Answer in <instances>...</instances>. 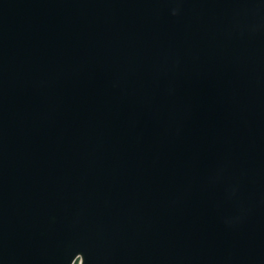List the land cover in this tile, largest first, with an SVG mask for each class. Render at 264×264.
Wrapping results in <instances>:
<instances>
[{
	"label": "water",
	"instance_id": "95a60500",
	"mask_svg": "<svg viewBox=\"0 0 264 264\" xmlns=\"http://www.w3.org/2000/svg\"><path fill=\"white\" fill-rule=\"evenodd\" d=\"M264 264V0H0V264Z\"/></svg>",
	"mask_w": 264,
	"mask_h": 264
},
{
	"label": "rangeland",
	"instance_id": "374dc122",
	"mask_svg": "<svg viewBox=\"0 0 264 264\" xmlns=\"http://www.w3.org/2000/svg\"><path fill=\"white\" fill-rule=\"evenodd\" d=\"M74 264H78V261H76Z\"/></svg>",
	"mask_w": 264,
	"mask_h": 264
}]
</instances>
